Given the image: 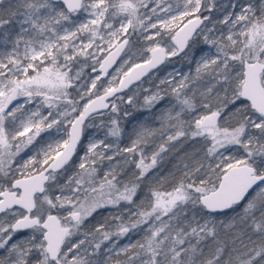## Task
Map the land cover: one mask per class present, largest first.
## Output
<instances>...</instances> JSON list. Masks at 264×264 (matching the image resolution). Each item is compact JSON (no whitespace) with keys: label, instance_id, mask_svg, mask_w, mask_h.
Masks as SVG:
<instances>
[{"label":"snow or ice","instance_id":"1","mask_svg":"<svg viewBox=\"0 0 264 264\" xmlns=\"http://www.w3.org/2000/svg\"><path fill=\"white\" fill-rule=\"evenodd\" d=\"M0 30V264H264V0H0ZM197 42L194 71L126 91ZM138 107L159 128L121 147ZM225 227L248 239L226 259Z\"/></svg>","mask_w":264,"mask_h":264},{"label":"trees","instance_id":"2","mask_svg":"<svg viewBox=\"0 0 264 264\" xmlns=\"http://www.w3.org/2000/svg\"><path fill=\"white\" fill-rule=\"evenodd\" d=\"M194 84L195 86H198L195 87L196 91H200V89L203 88L200 86L201 81H196L194 82ZM153 111H156V109H153ZM137 117H141V119L137 120L136 117H134L132 118V120L128 121L127 125L125 126L128 130L125 137L128 138L132 136L133 129H139L142 127L159 128V123L157 121H154L151 116L147 115L146 117H142L137 115ZM152 140H154L155 143H152L150 141L148 147L146 148V151L149 155L161 142V140L156 137H153ZM172 143L175 145V147L170 148L167 153L162 154L163 159L158 163L157 169L154 170L156 172V175L161 178V184L164 187H167V185L173 179H180L181 170L184 168V165L188 164L189 166H191L193 158L199 155L200 146L191 140L183 141L182 138V141H175ZM218 231L219 241L225 247V259L227 258V253L230 252L233 248L241 249L240 240L237 239V235H239L240 238L245 241V243L248 242L247 236L243 234L240 228L225 227L219 228ZM133 238L138 239L139 237L134 236ZM212 246L214 247V245Z\"/></svg>","mask_w":264,"mask_h":264},{"label":"rangeland","instance_id":"3","mask_svg":"<svg viewBox=\"0 0 264 264\" xmlns=\"http://www.w3.org/2000/svg\"><path fill=\"white\" fill-rule=\"evenodd\" d=\"M170 2L172 3V5L175 9L179 10L184 6L185 0H170ZM218 2H219V0H218ZM256 2L259 3V0H256ZM13 3H15V0H13ZM149 6L151 7V5H149ZM215 18L218 19L219 14ZM2 32H3V30H0V33H2ZM144 43L145 42L142 39L137 40L135 44H133V42L130 41V44H132V51H131V53H129V55L135 56L136 62L140 61V59L138 57L137 50ZM0 47H2V45H0ZM203 47H204V45L202 44V42H197L194 45L192 53L189 56L185 57L184 54L181 53L179 56L172 57L170 59V61H167L166 64L159 67L157 70L152 71L149 75L146 76V78L136 82L135 85H132L126 91H131L133 89H136L137 95L140 97H143L144 95L147 94L146 90H155L156 86L159 84V81L161 79H163L167 75L168 72H172L173 70L178 71V72H184V73H188L190 70L194 71V65L191 62L199 55L200 49ZM123 58H124V55L117 62V64H119ZM125 70H126V67H125ZM85 71L87 72L90 70L85 69ZM149 77H151V79ZM137 86H139V87H137ZM200 86L203 87L202 89H200V91H203L206 86H209L208 81L207 80L201 81ZM98 87H99V85H98ZM195 87H198V86H195ZM195 87H194V90H195ZM130 111H132L133 114L121 121V127H122V129H124L125 133L128 131L125 126L127 125L129 120H132V118L137 117V115L142 116V117L147 116V114L144 112V110L140 109L139 107L137 109H133ZM42 135H44V134H42ZM98 135L102 136L103 132L102 131L99 132ZM110 139H114V138H110ZM119 143H120L121 147L129 145L130 144L129 137L127 138V137H125V135H122L120 140H119ZM160 143H163V141L161 140ZM22 155H24V154L22 153ZM117 159L119 160V158H117ZM108 163H109L108 161H105L103 163V165H101V167L99 168V170H98V176L99 177H102L103 172L107 170L106 166ZM66 175L67 176H75V170L70 169L69 172L66 173ZM101 211L104 212L105 217H108L109 224L113 223V221L111 219V216L113 214L112 211L111 210H104V209H102ZM99 218L100 217H97V219H99ZM127 239H128L127 237L121 239L120 243L121 244L126 243ZM106 243H110V242H106ZM103 247L104 246L102 245V248ZM108 264H116L115 258H113L111 261H109Z\"/></svg>","mask_w":264,"mask_h":264},{"label":"water","instance_id":"4","mask_svg":"<svg viewBox=\"0 0 264 264\" xmlns=\"http://www.w3.org/2000/svg\"><path fill=\"white\" fill-rule=\"evenodd\" d=\"M123 55H124V53H121V56H120V57H118V59H117V62H118V61L121 59V57H122ZM139 62H141V61H139ZM166 63H167V61H165V63H164V64H166ZM164 64H161V65H159V66H158V68H159V67H161V66H163ZM114 66H116V65H114ZM114 66H113V67H114ZM158 68H156V69H153L152 71H155V70H157ZM110 71H111V69H110ZM152 71H151V72H152ZM151 72H149V73H148V74H146L145 76L141 77V79H140V80H142V79L146 78V76H147V75H149ZM140 80H139V81H140ZM136 82H138V81H135V82H134L132 85H135V84H136ZM132 85H131V86H132ZM131 86H130V87H131Z\"/></svg>","mask_w":264,"mask_h":264}]
</instances>
